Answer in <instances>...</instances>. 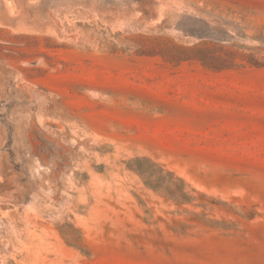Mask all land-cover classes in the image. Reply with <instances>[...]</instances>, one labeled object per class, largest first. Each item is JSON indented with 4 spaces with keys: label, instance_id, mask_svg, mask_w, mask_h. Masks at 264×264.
Listing matches in <instances>:
<instances>
[{
    "label": "rangeland",
    "instance_id": "1",
    "mask_svg": "<svg viewBox=\"0 0 264 264\" xmlns=\"http://www.w3.org/2000/svg\"><path fill=\"white\" fill-rule=\"evenodd\" d=\"M0 264H264V0H0Z\"/></svg>",
    "mask_w": 264,
    "mask_h": 264
}]
</instances>
